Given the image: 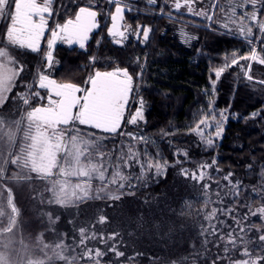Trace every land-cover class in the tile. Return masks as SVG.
<instances>
[{
	"label": "snow or ice",
	"instance_id": "1",
	"mask_svg": "<svg viewBox=\"0 0 264 264\" xmlns=\"http://www.w3.org/2000/svg\"><path fill=\"white\" fill-rule=\"evenodd\" d=\"M95 2L99 4L100 0ZM155 2L156 0H148L150 4ZM107 3L115 6L114 12L102 13L94 10L91 0H86L85 6L77 4L78 11L74 16L65 18L63 22H54L53 26L49 27V19L54 15L53 0H0V21L6 22L5 42L0 43V109H4L5 104L11 102L16 105V115L19 116L16 118L6 111L0 112V264H81V261L83 264H102L103 258L110 253L117 258H124L128 264H133L134 256H128L125 251L120 250L124 241L119 230H114L108 235H105L103 229L97 231V224L110 222L109 217L103 214V208L98 210L100 214L95 221L82 222L77 226L75 220H69V224L73 226L71 235L56 233L59 238L48 242L41 233L34 241L26 242L25 238L19 235L17 217L20 210L14 203L10 187L7 188L5 197L6 184L31 182L35 174L36 178L47 181L43 192L50 193L47 198L41 193V203L79 209L81 203H87L92 198L89 191L79 183H74L69 190L73 177L83 176L92 180L95 176L101 182L96 199H101L99 192L108 184L120 192L108 194L103 198L119 201L124 195H134L136 185L131 181L117 183L116 180L108 178L106 173L108 174L110 169V177L125 174L123 169L131 167L132 162L139 167V174L135 177L131 173L127 175L131 176L132 180L136 179L141 186L147 187L153 169L155 176L159 177L169 166L167 161L155 160L146 147H137L141 142L144 145L154 143L149 137L139 132H125L122 128L125 124L135 126L145 121L143 99L138 101L139 106L135 108L134 113L131 108V104L136 103L134 97L139 95L140 85L137 83L134 87L138 77L130 74L127 68L95 70L85 81L87 87L58 81L51 75V70L59 64L54 57L57 43L78 45L80 49H85L92 33L101 27L98 20L101 14L110 16L111 27L108 28V33L116 44H122L128 39L129 26L122 25L121 21H124L125 11H132V7L125 3V0H107ZM204 3L205 0H183L182 4L181 0H174V8L179 10L185 7L188 13L211 20L208 11L212 8L219 11L222 7L215 0H208V11H205ZM122 4L125 6L122 7ZM194 4H200V8L193 7ZM229 7L230 13L224 10L219 23L214 21L212 26L225 30L221 32L222 35H242L249 44L248 54H239L237 57L236 54L230 53L225 58L223 67L212 70L216 77V80L211 82L212 91H215L216 81L222 73L229 66L238 65L239 61L246 62L239 66L247 81L253 86L259 85V88L264 90V77L254 79V74L250 73L252 61L264 65V47L259 52L256 49V42L264 45V19H260L264 16V0H231ZM245 8L250 10L243 11ZM56 14L58 15V10ZM169 18L171 19V14ZM245 20L247 24L244 23ZM237 24L238 27L233 29L232 26ZM151 31V28L143 30V42L149 40ZM46 32L50 35L46 39L47 50L43 53L44 69L36 66L37 71L32 80L25 82L22 74L27 69L15 55V49L40 53ZM134 34L139 37L141 32L136 30ZM182 35H185L186 42L195 39L187 37L185 33ZM139 75L142 76L143 72ZM20 85L24 90L19 89ZM213 104L215 100L210 99L209 105ZM262 112L264 110L250 115L264 119ZM228 119L226 111L206 114L191 128V132L200 137L208 148H213L215 140L223 137L224 125ZM80 126L99 130L108 136H99L96 131L84 133ZM206 129L211 131L206 134ZM117 135L126 136L137 144L125 145L121 141L120 147L104 151L108 137L115 138ZM183 155L187 156L188 153L185 151ZM93 156L99 160V165L92 163L90 168L80 166L81 162L88 164ZM176 163L179 164L180 161L177 160ZM251 167L248 165L249 170ZM208 169L213 172L220 171L217 158L200 162L196 171L182 168V173L185 178L200 184L206 204L218 202L223 205L225 197L231 198V206L212 207L202 211L206 221V225L200 226L202 246L207 250V245L212 243L218 249L212 264H264V245L260 246L259 250L249 248L253 243L249 234L253 231L258 233V240L264 242V228H257L248 223L250 215L264 216V206H256L253 209L252 204L239 201V206L245 209L244 215H240L236 207L239 192L250 190L255 193L256 187L246 189L241 181L233 182V173L229 171L222 176V180L231 185L234 191L225 193L222 197L220 190L225 185L217 179L216 201H212L209 189L213 176ZM258 180L261 182L259 186L264 187V165L258 169ZM126 185L129 191H124ZM6 208L10 211H6ZM43 215L47 217L48 230L55 233L59 215L54 216L52 212ZM227 218L232 220V225L227 223ZM209 237L216 239L210 241ZM201 255L203 253L194 250L192 264H195V260ZM188 261L189 258L184 257L179 264H188ZM116 264H119V261ZM171 264H177V261H172Z\"/></svg>",
	"mask_w": 264,
	"mask_h": 264
},
{
	"label": "trees",
	"instance_id": "2",
	"mask_svg": "<svg viewBox=\"0 0 264 264\" xmlns=\"http://www.w3.org/2000/svg\"><path fill=\"white\" fill-rule=\"evenodd\" d=\"M67 1L57 0L54 10H58L59 15L64 12L63 6ZM223 1L215 0L217 4ZM132 2L135 9L130 11L128 22L141 32L139 41L131 39L123 44H98L100 41L96 37L85 49L64 51L62 56H58L59 64L53 75L59 80L82 83L96 69L115 67L127 68L130 74L137 76L134 87L137 83L140 85L139 95L134 99L136 103L139 99L145 101V121L135 126L125 124L122 128L125 132H139L154 143L137 144L126 136H109L103 150L120 147L121 141L125 145L137 144L140 149L146 147L155 160L167 161L169 166L166 171L157 177L153 169L147 187L141 186L128 175L130 178L126 183L131 181L136 185L134 195H124L119 201H110L103 198L108 194H101V199L94 197L87 203H81L79 209L41 203V193L47 181L36 178L35 174L31 182L6 184L5 197L10 187L13 200L20 210L17 217L19 235L26 242L34 241L41 233L48 242L59 238L56 233L71 235L73 226L69 220H75L77 226L82 222L95 221L100 214L98 210L103 208V214L109 217L110 222L97 224V231L103 229L108 235L119 230L124 241L120 250L128 256H134L133 264H171L172 261L179 264L184 257H188V264H192L194 250L203 253L195 260V264H212L218 249L212 243L207 245V250L202 246L200 226L206 225L202 211L231 206V198L225 197L223 205L218 202L206 204L200 184L185 178L182 168L196 170L200 162L211 161L215 157L220 171L210 170L225 185L220 190L221 196L234 191L231 185L222 180V176L231 171L233 182L241 181L246 189L256 187L255 193L250 190L239 192L236 205L239 214H245L239 201L252 204L253 209L264 206V187L259 186L261 182L258 180V169L264 165V119L250 115L264 110V90L247 81L239 66L246 62L239 61L238 65H231L222 73L216 81L215 91H212L211 82L216 80L212 70L223 67L230 53L248 54L249 47L247 40L239 33L222 35L221 32L225 30L212 26L214 21L217 22V9L213 8L215 14L211 20H196L175 13L170 8V0H156L154 4L148 3V0ZM0 23V36L3 34L4 37L6 22ZM147 28L152 31L149 40L143 42L142 32ZM182 32L195 39L186 42ZM3 42L5 40H0V43ZM258 47L261 49L264 45L259 43ZM15 53L27 69L22 74L25 82L32 80L37 71L36 66L44 69L42 53L27 49H18ZM251 63L250 73L254 74V79L264 77V66L260 69L261 65L256 66L254 61ZM141 71L142 76L139 75ZM19 89L24 90L22 85ZM210 99H214L215 104L210 106ZM2 111L16 115V105L9 102L4 109H0ZM220 111H226L229 119L225 122L223 137L215 140L213 148H208L191 132V128L204 115L218 114ZM16 118L19 116L16 115ZM80 128L84 133L96 131L99 136H108L87 126ZM185 151L187 156L183 155ZM248 165L252 166L251 170ZM110 173L111 169L108 175ZM131 174L133 177L139 174L137 165L132 168ZM215 188L212 184L209 189L212 201H216ZM124 191H129L127 185ZM43 196L47 198L50 193L43 192ZM4 203L6 205V198ZM6 211L10 209L6 208ZM46 212L60 217L55 225V233L48 230L47 217L43 215ZM227 223L233 224L230 218H227ZM253 233L249 234L253 241L249 248L259 250L264 242L259 241ZM215 239L209 237L210 241ZM117 261L119 264H128L124 258H117L111 253L103 258L102 264H116Z\"/></svg>",
	"mask_w": 264,
	"mask_h": 264
},
{
	"label": "flooded vegetation",
	"instance_id": "3",
	"mask_svg": "<svg viewBox=\"0 0 264 264\" xmlns=\"http://www.w3.org/2000/svg\"><path fill=\"white\" fill-rule=\"evenodd\" d=\"M133 1H135V0H133ZM38 2H40V0H38ZM56 2H57V0H53V13H54V15H53V17L51 19H49V27H52L53 24H54V22H63V20L65 18L74 16L75 12L78 11L77 4H79V6H85L86 0H76L75 3L73 2V0H68L66 3H64L63 11L65 12V16H64V12L61 13L60 15L59 14L58 15L56 14V11L54 10L56 8ZM91 2L94 5V10L102 11V13H107L109 11L110 12H114V10H115V6L108 4L107 3V0H100V3L99 4H96L95 0H91ZM228 2H230V1H228ZM125 3H127L128 5H130L133 10L135 9V7H134L135 4L132 2V0H125ZM181 3L183 4V0H181ZM226 5H228V4L226 3ZM121 6L123 7L125 5L122 4ZM138 6H140V5H138ZM170 8L175 13L180 14V15H184V16H188V17H190L192 19H196V20H199V19H201V20L207 19L205 17L195 16L194 14L188 13L187 11H184V10H176L174 8V0H170ZM249 10L250 9L245 8L243 11H249ZM134 13H136V12H134ZM66 14H67V16H66ZM129 14H130V11H127L126 10L125 13H124V21L121 22L122 25H125L126 24V25L129 26L127 28L128 39L125 40L124 42H127L128 40H131V39L134 40V41H139V37H137L134 34L136 30L133 28L132 24L130 22H128V16H129ZM131 14H133V13H131ZM239 15H240V11L238 10L237 17H239ZM260 19H264V16H261ZM98 20L100 22L101 27L96 32H93L92 33L91 40L86 44V47L89 46L90 44H92L94 42V40H95L96 37H98V40L100 41L98 44H102V43H105V42L115 43V40L108 33V28L111 27V19H110V16L105 15V14H101L100 16H98ZM244 23L247 24L248 23L247 20H245ZM236 27H237V25L235 26V28ZM235 28L233 27V29H235ZM122 30H124L123 27H122ZM255 31L256 30L254 29V32ZM105 32L107 33L106 37H105ZM49 35H50V33L49 32H46L45 33V40L42 41L41 52H40V53H42V55L47 50V48H46V39L49 37ZM133 35H135V36L132 37ZM133 38H135V39H133ZM68 50L76 51V50H80V48H79L78 45L68 46V45L63 44L62 42H58L57 45H56V47H55V50H54V57H55V59L58 60L57 57L58 56H62L64 54V51H68ZM113 69H115V67L114 68H111V69H96V70H100V71H110V70H113ZM53 73H54V69L51 70V75L53 77H55L53 75ZM86 79H85V81H86ZM58 81H61V80L58 79ZM62 81H65V80H62ZM85 81L82 82V83L73 82V81H65V82H72V83H76V84H78V85H80L82 87H87L88 85L85 84ZM41 91L43 92V90H41ZM138 106H139L138 102L131 104V108L133 110V113H134L135 108H137ZM126 115H127V113H126Z\"/></svg>",
	"mask_w": 264,
	"mask_h": 264
},
{
	"label": "rangeland",
	"instance_id": "4",
	"mask_svg": "<svg viewBox=\"0 0 264 264\" xmlns=\"http://www.w3.org/2000/svg\"><path fill=\"white\" fill-rule=\"evenodd\" d=\"M229 0H224L223 2H222V4H220V3H218V4H220L222 7H221V10H219L217 13H216V15H215V17H216V19H217V21L219 22L220 21V19H221V16L224 14V10H227L229 13H230V11H231V9H230V7H229V4H230V2H228ZM226 3L228 4V5H226ZM208 0H205V3H204V10L205 11H208ZM193 7H195V8H197V9H199L200 8V4H194L193 5ZM179 10H184V11H187V9L185 8V7H183V8H181V9H179ZM213 14H215V11L213 10V8L211 9V11H208V15L209 16H213ZM198 17H202V16H198ZM1 22V21H0ZM1 24V23H0ZM235 26L236 25H234V26H232V27H234L235 28ZM237 27H238V24H237ZM0 40H5V36L3 37V34L0 36ZM258 45H259V42H258V44H256V49H257V51L259 52L260 51V49H258L259 47H258ZM247 49H249V47H247ZM18 49H15V52L17 51ZM15 55H16V53H15ZM236 55H237V57L239 56V53H236ZM254 63H255V65L257 66V65H259L257 62H255L254 61ZM264 65H261V66H259L260 67V69H261V67H263ZM258 68V67H257ZM14 116H16V115H14ZM211 122V121H210ZM214 123V122H213ZM202 128L204 127V126H201ZM209 131H211V129H206V134H207V132H209ZM199 139H200V137H199ZM200 141L201 142H203L201 139H200ZM204 143V142H203ZM92 163H96L97 165H99V160H97L96 159V157H93L92 158V160L91 161H89V163L88 164H84L83 162H81V167H83V168H90L91 167V165H92ZM131 163V167H128V168H124L123 169V171L125 172V174H121V175H123V181H121V175H115V176H112V177H110V175H108L107 173H106V175L108 176V178H110V179H114V180H116L117 181V183H120V182H123V183H126L128 180H129V178H128V173H131V170H132V168H134L136 165L134 164V163H132V162H130ZM198 168V167H197ZM197 168H196V170H197ZM196 170H191V171H196ZM212 176H213V180L211 181V183H210V186L212 185V184H214L215 186H216V183L215 182H213V181H215L217 178H216V176H214L213 175V172L210 170V169H208L207 170ZM71 180H72V182H70L69 183V190H71V188H72V186H73V184L74 183H79V184H81L82 185V187H84L85 188V190H88L89 191V195H90V197L91 198H94V197H96L97 196V189L99 188V185H100V181L98 180V179H96V177L95 176H93V179L92 180H89V179H87L86 177H83V176H81V177H79V178H75V177H73V178H71ZM96 182H97V186H96ZM96 186V187H95ZM215 190H217L216 188H215ZM118 193V189H116L114 186H111V185H108V184H106L105 186H104V188L103 189H101V191L99 192V195H101V194H117ZM15 203V202H14ZM255 221H257V222H255ZM261 223V224H263V226H261V224H258V223ZM248 223H251V224H253V225H255V227H257V228H264V216H260V215H255V216H252V215H250L249 216V220H248ZM253 232H255V231H253ZM253 232H251V233H253ZM254 234V233H253ZM255 234H256V237L258 238V233L257 232H255Z\"/></svg>",
	"mask_w": 264,
	"mask_h": 264
},
{
	"label": "water",
	"instance_id": "5",
	"mask_svg": "<svg viewBox=\"0 0 264 264\" xmlns=\"http://www.w3.org/2000/svg\"><path fill=\"white\" fill-rule=\"evenodd\" d=\"M121 22H122V21H121ZM97 30H98V29H97ZM97 30H95L94 32H96ZM91 37H92V35H91ZM90 40H91V39H90ZM90 40H89V41H90ZM89 41H88V42H89ZM88 42H87V43H88ZM41 45H42V42H41ZM54 50H55V49H54ZM110 71H111V70H110ZM52 77H53V76H52ZM53 78L57 79L56 77H53ZM57 80H58V79H57ZM64 82H65V81H64ZM98 131H99V130H98Z\"/></svg>",
	"mask_w": 264,
	"mask_h": 264
}]
</instances>
